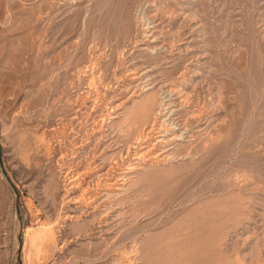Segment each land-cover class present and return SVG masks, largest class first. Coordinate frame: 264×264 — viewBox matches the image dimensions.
Wrapping results in <instances>:
<instances>
[{"label":"rangeland","instance_id":"rangeland-1","mask_svg":"<svg viewBox=\"0 0 264 264\" xmlns=\"http://www.w3.org/2000/svg\"><path fill=\"white\" fill-rule=\"evenodd\" d=\"M0 264H264V0H0Z\"/></svg>","mask_w":264,"mask_h":264},{"label":"bare ground","instance_id":"bare-ground-1","mask_svg":"<svg viewBox=\"0 0 264 264\" xmlns=\"http://www.w3.org/2000/svg\"><path fill=\"white\" fill-rule=\"evenodd\" d=\"M147 88V87H146ZM145 90V89H144ZM143 90V91H144ZM148 91V90H146ZM145 91V92H146ZM146 93H144L145 95ZM140 96V95H138ZM143 99L141 100L140 99V102H136L134 104L133 102V106H132V110H128L129 112H126L124 115V119H123V123H124V120L125 121H128V123H130V128H131V124H134V121H135V124L137 123L136 120H138V123L139 121H147L148 116L150 117V114L152 113L151 116L153 117H156V115L160 112L162 109H158L159 111H157V109H153V106L154 104L157 102V107H162L163 105V99H162V96L159 95V98L158 100L155 99V95H151V94H147L145 95V97L143 96L142 97ZM157 98V97H156ZM139 101V100H138ZM156 110V111H155ZM122 112H125V111H122ZM122 115V116H123ZM161 115V114H160ZM132 117V118H131ZM129 120H132L131 122ZM163 122V121H162ZM127 123V122H126ZM127 123V124H128ZM137 123V124H138ZM134 124V125H135ZM121 125V124H120ZM143 125V124H142ZM169 126V125H168ZM121 127V126H120ZM123 127V126H122ZM137 128V127H136ZM143 128V127H142ZM140 129V128H138ZM125 131V130H123ZM131 131V130H130ZM129 131V132H130ZM136 132V131H135ZM138 133V132H137ZM167 133V132H166ZM148 136V135H147ZM163 136V135H161ZM159 136V137H161ZM134 137V136H133ZM150 137V136H149ZM143 140L142 142H145V138H144V135L140 134L139 137H137L136 140ZM161 141H164V140H161ZM160 141V142H161ZM135 142V141H134ZM139 142V141H138ZM137 145V144H136ZM135 146V145H134ZM139 148V147H138ZM163 151V150H162ZM163 153V152H162ZM129 167V166H128ZM120 180V179H119ZM118 181V180H117ZM93 198V197H92ZM97 198V197H96ZM91 199V198H90ZM32 228V227H31ZM40 228V226L38 227ZM47 229H50V228H46ZM54 241H53V236H52V233L49 232V231H45L43 228L41 229H37L33 231H31L30 228L27 229V234H26V245H27V258L29 261H31V257L33 256H37L40 254V252H42L43 249H50V247L54 248ZM44 252V251H43ZM46 252V251H45ZM41 255V254H40ZM38 258V257H37ZM41 258V257H40Z\"/></svg>","mask_w":264,"mask_h":264}]
</instances>
